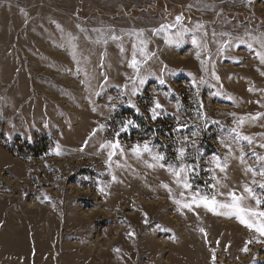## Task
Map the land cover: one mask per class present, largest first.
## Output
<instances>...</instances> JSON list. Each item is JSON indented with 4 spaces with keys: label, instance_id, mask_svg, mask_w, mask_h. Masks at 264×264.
I'll return each instance as SVG.
<instances>
[{
    "label": "rangeland",
    "instance_id": "rangeland-1",
    "mask_svg": "<svg viewBox=\"0 0 264 264\" xmlns=\"http://www.w3.org/2000/svg\"><path fill=\"white\" fill-rule=\"evenodd\" d=\"M0 264H264V0H0Z\"/></svg>",
    "mask_w": 264,
    "mask_h": 264
}]
</instances>
